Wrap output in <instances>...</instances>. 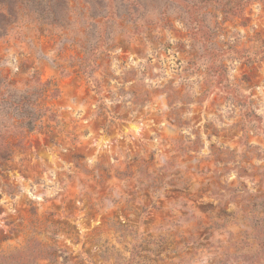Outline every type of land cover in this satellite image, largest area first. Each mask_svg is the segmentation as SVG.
Masks as SVG:
<instances>
[{
  "label": "rangeland",
  "instance_id": "1",
  "mask_svg": "<svg viewBox=\"0 0 264 264\" xmlns=\"http://www.w3.org/2000/svg\"><path fill=\"white\" fill-rule=\"evenodd\" d=\"M229 2L0 0V92L60 91L0 161V250L264 264V0Z\"/></svg>",
  "mask_w": 264,
  "mask_h": 264
},
{
  "label": "trees",
  "instance_id": "2",
  "mask_svg": "<svg viewBox=\"0 0 264 264\" xmlns=\"http://www.w3.org/2000/svg\"><path fill=\"white\" fill-rule=\"evenodd\" d=\"M184 1H230L229 6L235 1L243 4L247 0H184ZM241 3V4H242ZM193 5V4H192ZM97 51L85 50L80 60L79 69L88 77L97 66ZM260 57L247 56L244 62H254ZM66 73V71H63ZM96 92H100L98 82ZM60 94L59 88L51 80L30 79L25 86L17 87L5 83L0 92V161H7L17 147H23L28 134L41 124L46 118L56 122L58 114L50 106L41 104L40 98H55ZM43 247L34 240L25 245L10 250H0V264H39L43 258Z\"/></svg>",
  "mask_w": 264,
  "mask_h": 264
}]
</instances>
